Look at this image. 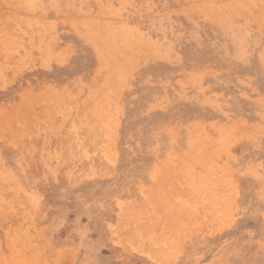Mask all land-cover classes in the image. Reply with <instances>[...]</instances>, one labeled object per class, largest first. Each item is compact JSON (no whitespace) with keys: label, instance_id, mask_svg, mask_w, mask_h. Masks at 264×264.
Instances as JSON below:
<instances>
[{"label":"rangeland","instance_id":"374dc122","mask_svg":"<svg viewBox=\"0 0 264 264\" xmlns=\"http://www.w3.org/2000/svg\"><path fill=\"white\" fill-rule=\"evenodd\" d=\"M0 264H264V0H0Z\"/></svg>","mask_w":264,"mask_h":264}]
</instances>
